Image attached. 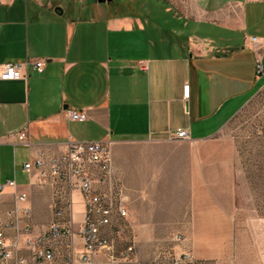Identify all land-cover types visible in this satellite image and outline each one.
<instances>
[{
  "label": "crops",
  "instance_id": "obj_1",
  "mask_svg": "<svg viewBox=\"0 0 264 264\" xmlns=\"http://www.w3.org/2000/svg\"><path fill=\"white\" fill-rule=\"evenodd\" d=\"M16 3L0 0V182L15 178L35 223L48 224L56 188L24 163L40 151L61 155L70 138L113 141L127 186L129 264H163L157 255L182 250L168 233L181 231L183 209L215 208L203 145L264 86L247 42L256 35L248 16L264 21V0H105L68 14L56 1L34 0L32 9L26 0L25 11ZM27 61L26 78L4 76V63ZM71 110L88 118L74 120ZM23 128L27 142L16 136ZM179 128L189 138L174 139ZM4 199L10 205L11 193ZM190 243L197 257L215 255Z\"/></svg>",
  "mask_w": 264,
  "mask_h": 264
},
{
  "label": "built area",
  "instance_id": "obj_2",
  "mask_svg": "<svg viewBox=\"0 0 264 264\" xmlns=\"http://www.w3.org/2000/svg\"><path fill=\"white\" fill-rule=\"evenodd\" d=\"M247 42L257 54V75H263L264 38L251 35ZM29 62L4 63V76L26 78ZM33 63L38 71H44V59ZM70 116L81 121L88 118L80 110H71ZM16 136L20 142H27L29 131L23 128ZM189 136L187 129L179 128L173 138ZM24 169L37 174L39 183L56 188L53 219L48 224L37 225L30 193L21 189L15 178L0 182V264H110L115 261L117 245L128 234L129 214L127 186L115 165L113 141L70 138L61 155L40 151L24 163ZM7 193L12 195L10 205L5 203ZM102 255L106 257L104 262L99 261Z\"/></svg>",
  "mask_w": 264,
  "mask_h": 264
},
{
  "label": "rangeland",
  "instance_id": "obj_3",
  "mask_svg": "<svg viewBox=\"0 0 264 264\" xmlns=\"http://www.w3.org/2000/svg\"><path fill=\"white\" fill-rule=\"evenodd\" d=\"M20 1L25 11L26 0H17L16 6L20 5ZM28 1L31 7L34 0ZM45 1L62 3L67 14L79 10L84 4L87 11H93L100 4L99 0ZM251 7L252 4L249 9ZM254 14L248 16V32L264 35V21L256 12ZM261 52L264 57V49ZM203 149L208 158L206 171L214 181L215 208L183 209V223L175 225L181 231L168 233L171 238L177 237L174 241H182V250L168 249L155 257L157 262L264 264V86L220 132L203 145ZM193 215L198 216L199 224L189 222ZM212 218L215 219L214 224L211 223ZM204 219H209L210 223H203ZM126 237L117 245L116 260L110 264H129L131 261ZM196 239L202 252H206L208 247L211 251L213 246L215 255L197 257L190 243Z\"/></svg>",
  "mask_w": 264,
  "mask_h": 264
},
{
  "label": "water",
  "instance_id": "obj_4",
  "mask_svg": "<svg viewBox=\"0 0 264 264\" xmlns=\"http://www.w3.org/2000/svg\"><path fill=\"white\" fill-rule=\"evenodd\" d=\"M99 1L102 2V1H105V0H99ZM57 10L60 11V12L63 11V9L61 7H58Z\"/></svg>",
  "mask_w": 264,
  "mask_h": 264
}]
</instances>
